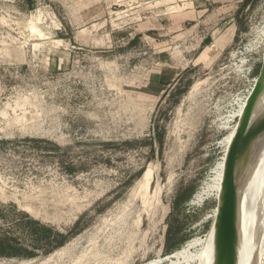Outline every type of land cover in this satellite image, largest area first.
Returning a JSON list of instances; mask_svg holds the SVG:
<instances>
[{
    "label": "rangeland",
    "instance_id": "obj_1",
    "mask_svg": "<svg viewBox=\"0 0 264 264\" xmlns=\"http://www.w3.org/2000/svg\"><path fill=\"white\" fill-rule=\"evenodd\" d=\"M86 5L0 0V240L15 246L0 264H157L186 242L188 255L215 220L219 198L192 197L260 71L264 0L188 67L200 37L228 25L138 26L120 9L105 23ZM158 54L185 69L156 101L143 84Z\"/></svg>",
    "mask_w": 264,
    "mask_h": 264
},
{
    "label": "bare ground",
    "instance_id": "obj_2",
    "mask_svg": "<svg viewBox=\"0 0 264 264\" xmlns=\"http://www.w3.org/2000/svg\"><path fill=\"white\" fill-rule=\"evenodd\" d=\"M253 87L254 85L243 97L240 98L238 96L240 98L238 99V108L234 113L239 114L240 118L248 105ZM256 109L258 117L264 115V90L258 94ZM234 115L231 114L230 116ZM236 125L222 139V143L227 146L226 153L224 156H221L222 159L211 169L210 179L192 197L193 202H196L202 195L208 196L213 194L219 198L218 205L213 214V219L215 220L211 223L205 238L202 241L191 244L192 250L188 255L183 254L187 252L188 245L190 244L186 242L179 250H174L173 253L158 260L157 264L164 260L170 263L188 264L198 259H201L200 264H226L225 252L216 242L214 231L220 204L226 198L229 191V185L226 181L228 149ZM206 189L209 191H205ZM236 222L237 225L235 223L233 227L235 235L229 241L230 247L234 250L233 264H264V124H253L248 128L245 178Z\"/></svg>",
    "mask_w": 264,
    "mask_h": 264
},
{
    "label": "crops",
    "instance_id": "obj_3",
    "mask_svg": "<svg viewBox=\"0 0 264 264\" xmlns=\"http://www.w3.org/2000/svg\"><path fill=\"white\" fill-rule=\"evenodd\" d=\"M10 2L26 3L29 7H45V0H9ZM248 0H87V7L104 9L105 23L112 22L113 9H120V18L124 22L135 23L138 26L144 24H156L165 26H181L191 24L199 27L205 23L222 22L228 25L224 34L212 36L205 33L200 37L198 50L187 61L209 49L215 50L222 42L234 41L238 36V17L240 10ZM15 6V5H14ZM134 12V14H132ZM116 13V12H115ZM110 16V19L107 18ZM217 22V23H218ZM227 35V36H225ZM226 42V43H227ZM221 44L222 49L226 46ZM198 52V55H197ZM147 69L148 78L143 89L148 90V97L159 101L165 91L174 87L184 72L185 67H177L162 61L160 54L153 56L152 64ZM75 225V223H74ZM49 231V230H48ZM50 237H53L52 234Z\"/></svg>",
    "mask_w": 264,
    "mask_h": 264
},
{
    "label": "water",
    "instance_id": "obj_4",
    "mask_svg": "<svg viewBox=\"0 0 264 264\" xmlns=\"http://www.w3.org/2000/svg\"><path fill=\"white\" fill-rule=\"evenodd\" d=\"M262 90H264V57L248 105L236 126L228 149L226 181L229 191L220 204L214 231L216 242L225 252L226 264H233L234 259V250L230 247L229 241L235 235L233 227L235 223L237 225L241 192L244 185L248 128L253 124H264V115L258 117L256 109V100Z\"/></svg>",
    "mask_w": 264,
    "mask_h": 264
},
{
    "label": "trees",
    "instance_id": "obj_5",
    "mask_svg": "<svg viewBox=\"0 0 264 264\" xmlns=\"http://www.w3.org/2000/svg\"><path fill=\"white\" fill-rule=\"evenodd\" d=\"M169 234H170V229H167L166 230V237H168ZM48 237H50V235H47V238ZM54 237L59 238L60 236L55 234ZM47 238H46V240H48ZM63 239H64V237H63ZM63 239L58 241V245L63 242L62 241ZM13 247H15L14 243L9 238H3L0 240V254H4V253H8V252L9 253L14 252L15 250H13Z\"/></svg>",
    "mask_w": 264,
    "mask_h": 264
},
{
    "label": "built area",
    "instance_id": "obj_6",
    "mask_svg": "<svg viewBox=\"0 0 264 264\" xmlns=\"http://www.w3.org/2000/svg\"><path fill=\"white\" fill-rule=\"evenodd\" d=\"M240 63H241V65H246L247 64V61L245 60V61H240ZM248 74V73H247ZM256 78L257 77H254V78H252V79H250L249 80V82H248V78H246V80H247V82L249 83V87H248V89L246 90V94H247V92H248V90L250 89V88H252V86L255 84V82H256ZM238 101V100H237ZM237 106H238V103L236 104ZM237 118H238V116H237ZM238 120V119H237Z\"/></svg>",
    "mask_w": 264,
    "mask_h": 264
}]
</instances>
